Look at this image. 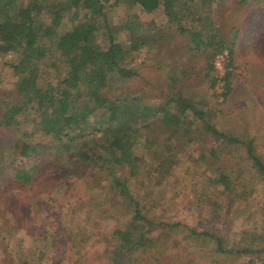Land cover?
<instances>
[{"label":"trees","instance_id":"trees-1","mask_svg":"<svg viewBox=\"0 0 264 264\" xmlns=\"http://www.w3.org/2000/svg\"><path fill=\"white\" fill-rule=\"evenodd\" d=\"M206 1L0 0V55H10L7 60H0V86L2 64L10 67L15 78L12 89L0 94V130L18 129L32 118V130L40 131L47 139L40 147L56 149L55 153L45 152L55 157L43 160L38 182L28 168H13L8 182L6 179L1 184L6 188L0 193V212L13 210L11 216L19 225L20 210L9 200L13 189L19 197L28 196L26 188L33 184L48 185L90 173L102 178L113 190L112 198L92 196L91 205L113 219L117 217L112 211L119 199L130 210L128 221L111 231L114 245L106 250L108 263L142 264L148 255L158 254L167 241H172L173 230L181 226L184 234L180 245L195 235L196 239H205L208 245H213L209 248L213 253L220 255L227 251L214 233L158 219L147 205L153 193H135L131 179L141 175L155 186L164 185L170 176L168 164L188 148L187 143L196 138L193 134L201 130L241 150L238 163L241 169L235 180L245 178L243 172H247L251 175L248 179L264 182V154L257 150L255 136H232L219 129L214 120L216 105L213 109L204 108L200 106L202 102H196L198 97L203 99V94L195 93L199 86H191L195 80L188 71L186 76L190 77L186 80L180 82L181 76L172 78L171 92L160 103H150L145 95H132L130 90L119 95L111 91L116 80L134 75L125 66L132 53L142 46L158 45L157 35L145 27L137 13L130 12L135 6L148 13L160 10L169 22H176L179 30L188 34L192 43L189 50L201 51V56L208 60L202 79L207 80V88H213L216 76L212 60L224 51L232 59L238 28L228 27L225 34L222 32L225 25L216 23L214 14L213 24L207 22L200 30L182 25L184 14L198 13L197 5L206 6ZM212 1L213 7L225 4L224 13L232 7H264V0H230L228 5L226 0ZM254 46L256 51L264 52L258 41ZM229 76L227 70L225 79ZM229 89L227 85L224 95ZM20 143L19 153L23 156L39 147L34 142ZM214 150L209 149L210 156L216 155ZM218 179L238 199L248 201L253 195L254 187L236 184L225 172H218ZM32 195V200L39 197L36 191ZM193 238L190 245H195ZM153 259L155 264H163L159 255Z\"/></svg>","mask_w":264,"mask_h":264},{"label":"rangeland","instance_id":"rangeland-1","mask_svg":"<svg viewBox=\"0 0 264 264\" xmlns=\"http://www.w3.org/2000/svg\"><path fill=\"white\" fill-rule=\"evenodd\" d=\"M226 1L228 5L230 0ZM206 3V6L197 5L198 13H185L182 25L200 30L207 22L213 24L214 14L216 23L225 25L222 32H228V27L238 28L232 59L229 60L224 51L212 60L216 76L213 88H207V80L202 79L208 60L201 56V51L189 50L192 43L188 34L182 33L176 22H169L160 10L148 13L135 6L130 12L137 13L145 27L157 35L158 45L142 46L132 53L125 66L131 68L134 75L116 80L111 91L119 95L130 90L132 95H145L148 102L156 104L163 102L171 92L172 78L181 76V82L192 76L195 81L191 86H199L195 93L203 94V99L198 97L196 102H202L200 106L204 108L213 109L216 105L218 111L214 120L219 129L232 136H255L257 150L264 154V52L256 51L254 46L258 41L264 50V7H232L224 13L225 4L217 3L213 7L212 0ZM9 57V54L0 55V60L3 62ZM227 70L230 76L225 79ZM187 71L190 76H186ZM14 81L10 67L2 64L0 94L9 92ZM227 85L230 89L224 95ZM211 117L213 121V113ZM31 119L18 129L0 130V193L6 188L1 184L6 179L8 182L15 166L28 168L38 182L43 160L55 157L45 152L55 153L56 149L40 147L47 139L40 131L32 130ZM193 135L196 138L187 143L188 148L168 164L170 176L164 185L155 186L141 175L135 180L132 178L131 185L139 195L153 193L147 205L158 219L214 233L227 251L217 255L209 250L213 245H208L205 239H196L195 235L187 237V243L183 240L180 245L184 234L181 226L173 230L172 241H167L158 254L148 255L142 264H155L154 255H159L163 264H264V182L253 177L248 179L251 175L247 172H243L245 178L235 180L241 169L238 164L241 150L235 149L233 143L214 139L212 134L201 130ZM23 141L34 142V146L39 147L23 156L19 153L21 145L18 147ZM211 147L215 149V156L209 155ZM216 168L236 184L254 187L252 197L244 201L227 192ZM97 178L87 173L48 185L35 182L26 188L30 192L28 196L19 197L13 189L9 200L17 204L22 221L17 225L16 218L11 216L13 210L0 212V264L24 261L30 264H110L106 250L114 245L111 231L128 221L130 210L119 199L112 211L117 215L113 219L91 205L94 195L113 196L107 182ZM33 191L39 197L32 200ZM192 238L195 245L189 243ZM176 244L178 248L174 247Z\"/></svg>","mask_w":264,"mask_h":264}]
</instances>
